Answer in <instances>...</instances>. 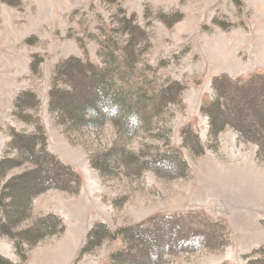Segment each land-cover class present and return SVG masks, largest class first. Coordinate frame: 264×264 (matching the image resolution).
Instances as JSON below:
<instances>
[{
	"label": "rangeland",
	"instance_id": "1",
	"mask_svg": "<svg viewBox=\"0 0 264 264\" xmlns=\"http://www.w3.org/2000/svg\"><path fill=\"white\" fill-rule=\"evenodd\" d=\"M71 57L110 68L114 89L155 96L158 109L146 123L87 114L94 125L76 126L51 109L52 90H67L58 66ZM258 70L264 0H0V160L13 163L0 169V216L8 180L37 168L7 146L13 132L34 142L33 158L42 126L46 152L81 179L77 193L48 188L34 197L16 227L0 222V264H105L124 244L120 229L145 235L152 250L165 246L151 264H264V141L245 142L230 126L212 136L210 109H202L216 97L214 77ZM247 180L252 187L242 185ZM189 213L200 216L176 219ZM52 215L57 226L50 218L48 228H32ZM203 219L223 222L226 246L171 236L185 222L182 234L203 231ZM203 232L212 234L208 226ZM136 242L133 249L145 250Z\"/></svg>",
	"mask_w": 264,
	"mask_h": 264
},
{
	"label": "trees",
	"instance_id": "2",
	"mask_svg": "<svg viewBox=\"0 0 264 264\" xmlns=\"http://www.w3.org/2000/svg\"><path fill=\"white\" fill-rule=\"evenodd\" d=\"M97 54L101 61L106 59L103 43L99 44ZM60 70L61 73L58 74L61 79H65L67 90L65 88L52 90L51 109L61 112L65 117L68 116L76 126H88L91 123L90 118H87V114L93 119L101 117L100 120L103 122L105 119H112L116 113H122L123 115H135L146 123L149 119L146 114L154 113L158 109V102L155 96L147 99L144 94L138 93L132 98L130 97L131 94H128L123 88L114 89L111 84L110 68L98 67V65L92 63L83 65L79 59L71 57L58 66V71ZM212 87L216 94L215 99L210 101L205 99L202 104V109H210L207 112L210 121L209 134L216 137L224 127L230 126L237 132L241 140L253 142L262 148L261 144L263 143L261 142L264 141V71L258 70L235 79H231L226 75H219L213 78ZM101 123H98V125ZM92 125H94V122ZM39 131L43 147L40 150L41 153L33 158L31 151L34 142L27 146L23 144L25 140L19 133L13 132L9 135L10 140L7 146L15 145L14 147L18 149L19 154L31 160L37 168L8 180L6 196L9 201L6 205L5 213L0 216V222L6 228H14L20 221L27 218L32 199L44 190L59 188L72 193H77L79 190L81 182L79 175L73 168L46 152L44 149L46 138L43 134L42 126ZM196 142L195 152L197 156H200L203 154L204 146L199 141ZM12 167V161L0 160V169H10ZM199 216L200 214L189 213L185 216H178L176 219L178 221L182 219L186 221ZM50 218L55 220L57 226L59 219L52 215L38 220L32 228H36L34 229L36 232H40V229L48 228L50 226ZM181 224L183 227H177L174 222L177 228H175L176 231H173L171 236L177 240L190 242L189 239H195V243L190 244H194L196 247H210L213 243L215 246L227 245V242L223 244L219 242L222 235H224L223 230H225L221 220L212 223L203 219L198 224L201 225L203 231L206 226L210 227L211 235H206L201 230L196 231L192 235H184L182 233L187 222ZM134 229L140 230L142 226L134 227ZM60 230L62 231L63 227ZM122 231L123 233L125 232V234L121 235L124 244L110 256L105 264H151L152 261L155 262L156 258L167 253L165 246L156 247L152 250L148 246L149 242L147 244V241L140 239L146 237L145 235L137 233L133 236L132 231L127 232L126 229H120L118 233ZM159 231L162 233L161 236H158V240L159 243H163V240L166 241L164 236L166 231L164 229ZM93 233L94 230H91L88 237H91ZM23 234L32 238L31 235L35 234V232L27 231ZM47 235H53V233L44 234L40 238ZM132 239L138 241L136 242V247L141 243L145 246V250L133 249V245L130 243ZM147 240H150V238L147 237ZM147 253L153 254V258H149ZM154 255L157 257L155 258Z\"/></svg>",
	"mask_w": 264,
	"mask_h": 264
},
{
	"label": "bare ground",
	"instance_id": "3",
	"mask_svg": "<svg viewBox=\"0 0 264 264\" xmlns=\"http://www.w3.org/2000/svg\"><path fill=\"white\" fill-rule=\"evenodd\" d=\"M248 184L251 185V187L253 186V183L252 182H249L248 180L246 182H243L242 183V185H244V186H247ZM65 246H66V244H61V246H60L61 250H63Z\"/></svg>",
	"mask_w": 264,
	"mask_h": 264
}]
</instances>
